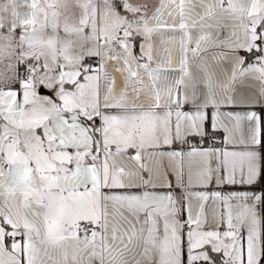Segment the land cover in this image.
<instances>
[{"label":"snow or ice","instance_id":"6c2138e0","mask_svg":"<svg viewBox=\"0 0 264 264\" xmlns=\"http://www.w3.org/2000/svg\"><path fill=\"white\" fill-rule=\"evenodd\" d=\"M0 264H264V0H0Z\"/></svg>","mask_w":264,"mask_h":264}]
</instances>
